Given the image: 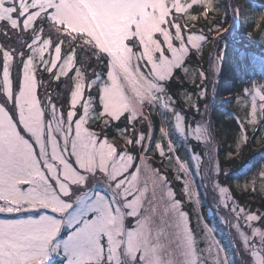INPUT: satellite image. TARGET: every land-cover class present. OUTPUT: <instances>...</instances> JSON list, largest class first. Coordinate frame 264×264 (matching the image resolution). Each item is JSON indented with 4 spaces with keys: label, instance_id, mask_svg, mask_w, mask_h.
<instances>
[{
    "label": "rangeland",
    "instance_id": "374dc122",
    "mask_svg": "<svg viewBox=\"0 0 264 264\" xmlns=\"http://www.w3.org/2000/svg\"><path fill=\"white\" fill-rule=\"evenodd\" d=\"M79 3L82 7L69 5L67 0H61L63 7L57 9V14L54 17L55 25L58 26L63 23V31L69 34L83 33L102 52H106L118 62L120 71L127 74L125 79L130 78L133 82L136 80V76L133 75L127 64L130 59L131 49L124 44V41L131 36H135L139 40L143 58L147 59L149 64L152 65V73L160 80H166L167 76L171 74L173 66L178 67L183 60L181 53L186 54L188 51L184 46V37L181 35L180 28L173 24L171 26L175 29L173 34L167 27H161L165 23V17L168 15L165 0H79ZM37 5L50 6V2L49 0H32V6ZM43 10L44 8L41 7V11ZM181 11L182 8L177 3L176 12ZM36 15H39V13H34L29 20L35 19ZM6 18L7 10L0 9V19ZM132 25H135V32L130 30ZM26 26H29L28 22H26ZM153 33H160L165 46L172 53L171 60L163 57L161 45L157 40L153 39ZM222 33L231 36V29L223 30ZM222 33L219 32L218 34ZM51 34L55 37L56 31ZM185 35L187 36L188 45L192 48L199 47L201 52L207 41L201 46V37L188 35L187 33ZM173 40L180 42V51L173 46ZM9 43L11 42H6L5 44ZM47 47L48 41L46 40L41 45V55L47 50ZM155 52H161L159 64L153 61V53ZM217 55L219 54L216 51H212L209 57V59L212 58L214 61V64L208 67L212 82H216V77L220 73L221 59L219 65H217L215 63ZM5 56H7V53H5ZM59 58L60 47L57 45L55 54L51 58L53 67H55ZM132 59L134 60L135 58L133 57ZM24 64L26 69V90H22L21 94L16 97L15 104H9V101L0 92V105H4L7 108H19L21 123L25 124L33 134L37 147L40 149V159L44 161L45 167L54 179L56 166L59 165L65 180L72 184L83 182V177L79 176L71 165L66 162L68 156L67 146L69 145L74 149L73 154L76 156L78 166L88 172H92L96 168H100L103 172L111 162L108 172L111 178L114 179L116 176L128 171L129 168H133L130 175L120 180L115 188H111L109 184L105 183L100 173L95 177H90V194L107 193L113 197V202L119 203L121 207L125 203L121 196H130L131 199L126 202V206L133 213L143 208L148 212L154 210L157 215H161L164 218L163 224L157 221V227L163 229V235L159 240L153 237L151 241L152 246L156 247L155 256L158 258L159 264H236L235 261L237 264H257L260 258H264V238L252 236L249 226L242 220L234 219L232 212L225 203L226 201L236 203V201L227 186L221 182L222 172L220 171L217 158L219 145L213 136L212 123L209 119L211 103L201 108V111L197 113L198 118L193 123H190L192 120H189V123L187 122L188 124H186L185 114L181 110L178 111L176 107L174 109L169 107V101L175 104V100L169 96L165 88L170 79L158 82L159 86L165 90L167 96L163 103L159 101L152 103L154 93L151 89L156 88V85L145 81L144 83L147 87L136 92V96L140 97L141 100L148 101V105L141 109L137 100H129L123 96L120 92V83L112 71L107 69L108 79L112 83L111 86L105 87L103 86V78L86 77L79 68H73V57L71 55L66 57L56 73L57 76H66L67 73L74 72L70 80V89L68 90L69 86L67 85L61 91L49 92L50 88H47L46 85L51 79L48 75L51 69H48L45 71L47 75L44 72L37 74L39 81L43 82L42 78H44V82L41 83L40 87V100L38 101L36 95L37 79L32 75L31 64L28 61H24ZM188 68L186 67L187 72ZM183 72L185 73V71ZM136 74L139 75L138 69H136ZM18 76L19 70L17 65L14 64L12 67L14 88H18ZM73 83L75 84L74 88L72 87ZM86 83L91 88L90 91L85 90ZM95 87L99 89V105L103 104V111H100L99 114L95 112L94 98L91 93ZM156 90L159 91L158 88ZM3 91L7 93L9 98L11 97V90L7 85V74L4 76ZM67 92H71L70 103L75 111H70L68 99L65 101ZM106 93L110 94V96L106 95ZM112 94L115 98L111 96ZM49 95H51L52 102L56 105V108L52 110L54 115H51V119L50 105L48 103ZM156 95L160 97L161 93ZM88 97H92L91 103ZM63 100L67 102L64 105L61 104ZM82 100L83 104L81 103ZM149 106L152 108V112L158 116L165 136L167 132L164 115H167L170 117L173 132L177 134L179 141L184 144L189 141L194 143V145L189 144L187 148L188 163L175 161L174 169L171 170L175 181L179 184L177 186L179 193L176 192L166 177L165 172H163L165 170L158 165L161 159L167 156L165 155L166 151L158 145L157 158L153 160L152 156L147 155L151 131H148L144 137L141 148L128 150L110 139L107 141L101 140L99 147H95L97 135L87 127L91 120L99 116L107 114L108 117L115 119L125 111L132 113L129 121L139 116L141 119L136 121L148 123L146 114ZM80 110L83 111V114L79 115L75 120L74 126L70 127L73 117L77 116ZM195 110L196 107H194ZM61 112L64 113L63 118L60 116ZM173 112L180 116L179 121L175 119ZM258 121H260L259 117L257 118ZM246 122L250 127L255 125L250 120ZM5 131L14 133L15 126L12 125L8 112L3 107H0V135ZM73 131L75 132L74 135ZM241 133L243 142L246 137L243 132ZM167 140L169 139L167 138ZM84 141L91 142L87 145L89 151L82 150L81 142ZM128 143H131V141H128ZM136 143H140V141L137 140ZM28 147L30 150L31 146L29 145ZM195 147H199L201 150H195ZM173 148L172 144L169 143L167 152H173ZM117 149H121L120 156L113 160ZM126 152L129 154H125ZM53 161L55 162L54 164L52 163ZM133 165L135 166L133 167ZM38 168L39 166L37 165V170ZM57 183L59 184L60 182L57 181ZM121 184L124 185L123 189H120ZM60 187L64 190L66 186L60 185ZM199 189L204 192L205 199L208 202L207 215L208 218L212 219L213 225H208L206 220L202 218L198 224L197 233H194L190 226L187 208L192 209L199 215L201 214ZM10 194L14 193H10L9 190L5 189L4 198H7ZM262 219L264 218L262 217ZM259 223V221L256 222V224ZM125 224L127 227H131L130 219H126ZM216 225L217 227L220 226L227 235V240L232 246L235 257L227 256L219 244L214 234ZM242 231L244 232L243 237L241 236ZM253 253L256 254L255 257ZM50 264H61V258L58 256L54 257ZM113 264H135V261L122 246L117 257L114 258Z\"/></svg>",
    "mask_w": 264,
    "mask_h": 264
},
{
    "label": "snow or ice",
    "instance_id": "6c2138e0",
    "mask_svg": "<svg viewBox=\"0 0 264 264\" xmlns=\"http://www.w3.org/2000/svg\"><path fill=\"white\" fill-rule=\"evenodd\" d=\"M49 2L50 6L37 5L33 7L32 0H0V9L7 10V18L0 19V36H3L8 42L13 40L16 42L7 45L0 42V92L9 101V104H15L16 97L21 94L22 90H26L24 61L31 64L32 75L37 79L36 95L38 101L40 100L41 83H43L39 81L38 73L51 69L48 74L53 83L60 81L62 77H70L69 73L66 76L56 75L60 65L68 55L73 57V68H79L77 55L84 45V34H69L63 31V23L58 26L55 25L54 17L57 14V9L63 5H61V0H49ZM67 3L82 7L79 0H67ZM177 3L182 8L181 12H176ZM205 3L209 8H216L213 0H188L187 3L185 0H165L168 15L161 27H167L173 34L175 32V29L171 27L173 24L180 28L181 35L184 37V46L188 49L186 54L181 53L183 60L178 67L173 66L172 72L166 80L174 77L176 68L185 71L187 74L185 62L191 60L193 56L197 58L200 56L199 47L192 48L189 46L185 33L201 37V46L205 41L211 40V36H205L202 30L192 32L187 28V25L181 26L179 23L180 16L191 13L193 8L202 10ZM229 6L232 7L234 14L240 13L241 10L238 6L231 5V3ZM41 7L44 8L43 11H41ZM34 13H39V15H36L35 19L29 20ZM26 22L29 26H26ZM45 24L53 25L56 28L55 37L45 31ZM130 30L135 32V25H132ZM209 31L215 30L210 28ZM72 37H76L78 42L71 49H68L65 45ZM153 39L160 43L163 57L171 60L172 53L165 46L160 33H153ZM46 40L48 47L41 55L40 48ZM124 44L131 49L127 64L133 75L136 76L134 82L130 78L125 79L127 74L120 71L118 62L113 57L106 52L101 53L94 45H88L87 48L92 51V59L114 73L120 83V92L125 98L137 100L143 109L145 105H148V101L141 100L140 97L136 96V92L147 87L144 82L148 81L156 85V88L151 89L154 93L152 103L157 101L163 103L167 96L158 82L166 80H160L152 73V65L143 58L140 42L135 36L127 38ZM57 45L60 47V58L53 67L51 58L55 54ZM173 46L180 51L179 41L173 40ZM234 55L238 60H247L246 53L241 50H236ZM220 59L221 56L217 55L215 58L217 65H219ZM160 60L161 52L153 53V61L159 64ZM18 61L19 63H17ZM208 63L213 65V59L210 58ZM14 64L19 70L18 88H14L13 85L12 67ZM136 69L139 70V75L136 74ZM5 74H7L8 88L11 90L10 98L3 91ZM196 75L205 80L207 71L201 65L196 71ZM103 82V86H111L112 81L108 79L107 72ZM72 87H75L74 83ZM157 88L159 91L156 90ZM85 90H91L87 83ZM157 93H161V96L158 97ZM205 95L204 89L194 88L193 94L184 96V104L189 108L197 107V101ZM67 99L69 110L75 111L70 103L71 92H67ZM88 99L91 103L92 97H88ZM236 99L237 105L244 113L243 118L239 119V131L243 132L246 137L247 130L243 127L244 122L250 120L256 124L258 117L264 118V85H250L248 89L242 90ZM48 103L51 119V115H54L52 110L56 108L51 95L48 96ZM81 103L83 104V100ZM0 107L8 112L9 119L15 126L14 133L5 131L0 135V264H50V261L57 256L61 258V264H113V260L117 257L122 246L134 259L135 264H159V260L155 256L156 247L152 246L151 241L153 237L159 240L163 235V229L157 227V221L163 224L164 218L157 215L154 210L148 212L143 208L133 213L126 206V202L131 199L130 196H121V199L125 201L121 207L119 203H114L113 197L107 193L90 194V177H95L100 173L105 183L109 184L111 188H115L120 180L130 175L133 168H129L128 171L114 179L108 172L111 162L103 172L100 168L88 172L78 166L76 156L73 154L74 149L69 145L67 146L66 162L79 176L83 177V182L72 184L65 180L59 165L56 166L54 179L45 167L44 161L40 159V149L37 147L33 134L25 124L21 123L19 108H7L4 105H0ZM169 107L175 108L172 101H169ZM100 110L103 111V104L100 105ZM82 114V110L78 111L77 116L73 117L70 127L74 126L75 120ZM173 115L177 121L180 120L177 113L173 112ZM60 116L63 118L64 113L61 112ZM130 116L132 113L125 111L115 119L108 117L107 114L101 119L106 126L116 124L118 133L122 136L129 132L132 133L131 136H128L131 143L126 144V148H141L145 133L137 132L136 128L133 127L135 121L141 117L137 116L129 121ZM125 120L127 126L121 131L119 124L124 123ZM101 140L107 141L108 137L97 135L95 147H99ZM137 140L140 143H136ZM90 143V141L81 142L82 150L89 151L87 145ZM29 145L31 146L30 150ZM113 146L115 147V145ZM120 153L121 149H117L113 160L118 158ZM125 154L129 153L126 152ZM37 165L39 166L38 170ZM259 176L264 180V171L259 173ZM57 181L60 183L58 184ZM60 185L66 186L64 190L61 189ZM244 187L245 190L255 191V181ZM123 188L124 185L121 184L120 189ZM5 189L14 194L4 198ZM225 203L232 212L234 219L242 220L249 226L252 236L264 238V219H262L264 208L246 207L239 202L233 203V201H226ZM126 219H130L131 227L126 226ZM257 221L260 223L256 224ZM241 236H244L243 231ZM253 256L255 257L256 254L253 253ZM257 264H264V258H260Z\"/></svg>",
    "mask_w": 264,
    "mask_h": 264
},
{
    "label": "trees",
    "instance_id": "16d2710c",
    "mask_svg": "<svg viewBox=\"0 0 264 264\" xmlns=\"http://www.w3.org/2000/svg\"><path fill=\"white\" fill-rule=\"evenodd\" d=\"M187 2L188 0H185V3ZM213 3L216 5L215 9L209 8L205 3L202 10L193 8L191 13L179 17L181 26L187 25V28L192 32L202 30L205 36H211V40L206 42L199 58L193 56L191 60L185 62V68L189 67L187 74L177 68L174 77L167 82L165 88L169 96L175 100L176 109L185 114L186 124L189 123V120H192L190 123H193L198 118L197 113L201 111V108L211 103L209 119L212 123L213 136L219 145L217 158L222 172L221 182L227 186L230 194L239 204L252 208H264V180L259 178V173L264 171V118H260V121L253 127H250L246 121L244 122L243 127L247 130V135L246 142H242L239 119L243 118L244 113L236 103V98L242 90L248 89L250 85H264V0H213ZM230 3L240 8L239 14H234L232 7L229 6ZM44 27L45 31L50 34L56 31L49 24H45ZM210 28L215 31H209ZM229 28L231 29V36L222 33L223 30ZM219 32L222 34H218ZM84 37V45L77 55L79 70L86 77L104 78L107 67L92 59V51L87 46L94 45L96 49L99 48L86 36ZM0 42L6 43L8 41L0 36ZM9 42L16 43L15 40ZM77 42V38L72 37L66 42L65 47L71 49ZM85 48L87 50H84ZM236 50L245 52L247 60H238L234 55ZM212 51H216L221 56L220 73L216 77V82L214 80L212 82L208 69V61ZM100 52L104 53L101 50ZM201 65L207 71L205 80L196 75V71ZM73 73V71L69 73L70 77H62L57 83H53L50 79L46 85L47 88H50L49 92L61 91L67 85L69 90ZM44 74L46 73L44 72ZM42 80L44 82V78ZM194 88H202L206 91V95L197 101L195 111L194 108L186 107L184 104V96L193 94ZM91 93L94 98L95 112L99 114L101 111L98 101L99 89L95 87ZM66 99L67 96L65 101ZM65 101L63 100L61 104H66ZM147 109L148 123L136 121L133 127L136 128L137 132L145 133V136L148 131H151L147 155L152 156L153 160L158 156V145L166 151L165 155L167 156H164L158 165L165 170L163 172H165L166 177L176 192L179 193L177 188L179 184L175 181L171 170L174 169L175 161L188 163L187 148L189 144L194 145V143L189 141L184 144L179 141L177 134L173 132L170 117L167 115H164L167 132L165 136L158 116L152 112L150 106ZM101 117L103 116L91 120L87 126L88 129L96 135L107 136L111 141L114 140L124 149H128L126 144L129 141L128 136H131L132 133L120 135L116 124L106 126ZM126 126L127 121L125 120L124 123L119 124V130H124ZM169 143L174 147L173 152H167ZM198 149L201 150L199 147H195V150ZM253 181L256 182L255 191L245 190L244 186ZM199 202L200 215L187 208L190 226L194 233H197L198 224L202 218L206 220L208 225H213L212 219L208 218V202L201 189H199ZM214 229L215 237L226 255L235 257L224 230L217 225ZM235 263L237 264L236 261Z\"/></svg>",
    "mask_w": 264,
    "mask_h": 264
},
{
    "label": "bare ground",
    "instance_id": "6f19581e",
    "mask_svg": "<svg viewBox=\"0 0 264 264\" xmlns=\"http://www.w3.org/2000/svg\"><path fill=\"white\" fill-rule=\"evenodd\" d=\"M106 95L110 96V94H108V93H106ZM111 96H113V94H112ZM113 97H114V96H113ZM114 98H115V97H114Z\"/></svg>",
    "mask_w": 264,
    "mask_h": 264
}]
</instances>
